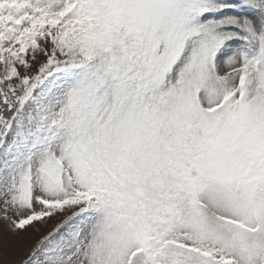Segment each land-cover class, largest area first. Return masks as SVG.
Masks as SVG:
<instances>
[{"label": "snow or ice", "instance_id": "obj_1", "mask_svg": "<svg viewBox=\"0 0 264 264\" xmlns=\"http://www.w3.org/2000/svg\"><path fill=\"white\" fill-rule=\"evenodd\" d=\"M0 221V264H264V0H0Z\"/></svg>", "mask_w": 264, "mask_h": 264}, {"label": "rangeland", "instance_id": "obj_2", "mask_svg": "<svg viewBox=\"0 0 264 264\" xmlns=\"http://www.w3.org/2000/svg\"><path fill=\"white\" fill-rule=\"evenodd\" d=\"M41 60H43V57L40 58ZM21 71H23V69H21ZM3 225V221H0V226ZM52 227V224L48 225V229H42L40 232H36L34 229L29 228L28 229V235L31 237L30 242L25 245L24 247L17 249L12 256L10 257V259L12 261H19L21 259H23L27 252L29 251V249L44 235L46 234L47 230H50V228Z\"/></svg>", "mask_w": 264, "mask_h": 264}]
</instances>
